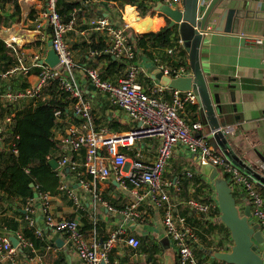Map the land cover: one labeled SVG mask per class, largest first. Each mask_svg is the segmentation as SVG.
I'll return each mask as SVG.
<instances>
[{
    "label": "crops",
    "instance_id": "0c3cea01",
    "mask_svg": "<svg viewBox=\"0 0 264 264\" xmlns=\"http://www.w3.org/2000/svg\"><path fill=\"white\" fill-rule=\"evenodd\" d=\"M66 1L80 3V7L72 12L76 26L75 30L68 33L67 42L73 50L77 80L85 90V98L92 104L95 123L107 127L111 132H128L134 128V122L123 110L114 106L108 97L90 86L86 76L85 70L95 67L101 74L109 70L111 73L106 74V79L118 81L126 75L129 68L128 64L123 62H117L118 65H115L110 64L108 60L97 58L98 52L95 51L98 50H92V44L97 46L102 42H108L109 45V39L104 32L94 30L91 20L103 17L117 26H127L131 44L132 33L143 36L150 33L147 31L157 33L168 28L170 19L162 11L156 10L160 2L175 10L185 11L184 0H168V4L162 0H147L146 8L130 4L121 7L118 2L109 0ZM200 2L201 0H198V12L201 11ZM44 7L45 0H0V39L4 41L15 60L13 65H5L8 62L2 61L0 72L20 63L29 66L36 54L46 57L52 41V29L41 33L36 30L34 22L37 13ZM129 7L135 10L138 20L147 21L151 25V20L161 21L160 28L138 33L133 26L139 23L129 25L126 20L127 12L132 10L128 11ZM227 8L233 9L234 12H251L250 15L241 16L242 20L237 23L240 25V31L215 32L214 21L203 34L201 42L199 43V40L192 48L193 61L191 53L187 51L184 43L182 45L187 53V57L184 58L188 68L186 75L194 74V68L203 75L201 91L206 102L205 108L199 102L187 106L182 112V117L190 124L200 122L202 130L195 134L206 135L220 155L229 157L243 172L255 178L264 195V189L260 187V184H264V45H253L250 40L252 37L264 36V0H225L217 14H221ZM197 16L199 20L200 13ZM225 28L231 30V22ZM173 30L181 39L178 29ZM131 45L136 52L135 63L140 67L138 82L148 93L163 86L153 79L154 71L160 69L161 65L171 69H177L175 65L180 68V63L177 64L178 58L169 53V48L155 47L158 44L154 41L147 44L146 50L139 47L137 40ZM182 68L184 67L180 69ZM6 72L0 73V88L18 91L35 84L40 70L33 69L28 76L21 71L15 74ZM171 94L172 90L168 88L162 98L170 100ZM31 103L23 101L11 105L13 107L7 111L13 109L22 111L29 108ZM5 107L6 104L0 101V118L6 111ZM76 121L78 119L70 103L66 112L57 118L53 129L54 139L59 145L58 150L53 153V160L58 162L64 154L61 146L63 138L69 126ZM159 145L158 139H147L136 143L131 149L123 148V152L129 163L139 157L147 163H152L156 159ZM83 158L84 156L80 158L81 162ZM187 172H193L194 177L189 178ZM164 177L182 189L179 192L172 190L174 191L172 203L176 216L184 218L186 226L198 235L195 250L201 264H223L213 259L211 255L216 251H227L232 245L231 235L226 237L225 229H222L218 221L219 216L213 218L198 215L187 204L190 199L203 200L207 197L216 207L215 210H219L214 187L207 174L203 172L200 157L191 154L182 145L177 146ZM65 179L81 198L82 208L76 210L68 196L57 187L58 189L56 188L50 195L51 213L54 218L78 221L83 233L91 241L103 242L118 230L124 231L111 251L109 262L104 264H164L167 254L178 263L176 249L165 232L163 214L159 209L143 201L137 208L139 217L125 213L132 203L137 202L138 195L143 191L120 186L114 176L94 182L93 177L85 170H81L79 176L65 170ZM95 194L100 195L102 200L98 201ZM236 198L241 210L245 211L248 204L243 195L238 194ZM27 208H32L35 212L34 227L30 226L24 217ZM15 225L17 229H13ZM28 227L41 233L37 235L39 245L25 237L23 231ZM0 234L17 239L22 236L33 244V248H27V251L18 249L14 256L0 255V264H85L79 258L75 247L68 241L66 234L47 225L38 197L23 201L19 197L2 194ZM130 238L138 239L141 245L137 248L131 246L128 243ZM166 238L170 240L169 248H165L163 244ZM144 240L148 242L146 247ZM154 244L161 251L154 252L152 247Z\"/></svg>",
    "mask_w": 264,
    "mask_h": 264
},
{
    "label": "built area",
    "instance_id": "2783aa9c",
    "mask_svg": "<svg viewBox=\"0 0 264 264\" xmlns=\"http://www.w3.org/2000/svg\"><path fill=\"white\" fill-rule=\"evenodd\" d=\"M162 1H166L168 4V0ZM210 1L201 0L200 18ZM57 5L58 0H45V7L37 13L34 22L36 30L41 33H46L49 28L52 29L51 42L60 64L51 68L43 63L44 56L36 54L29 66L20 63L11 68L6 74H15L21 71L28 76L33 69H39L40 73L37 76V82L26 88L18 91L0 88V101L6 105H17L23 101L33 103L39 99L46 100L49 84L55 80L59 81V88L71 100L78 121L71 124L66 131V136L61 144L64 154L58 159V168L55 170H57L60 181L59 190L68 196L76 210L82 208L81 198L66 181L65 170L78 176L81 170H85L93 177L94 182L114 176L120 186L133 187L135 190L143 191L138 195L137 202L132 203L125 213L132 217H139L137 208L143 201L148 202L151 207L159 209L163 214L165 232L172 240L178 255L177 264H201L195 250L198 235L189 226H186L184 218L176 216L172 203V193L182 189L165 180L164 177L174 149L182 145L191 154L199 156L201 164H211L219 170L221 176L227 177L226 180L233 188L235 196L243 195L245 202L251 206L252 219L259 223L264 230V195L259 192L257 183L255 182V184L249 175L242 173L232 166L224 156L220 155L210 144L206 135L195 134L202 130L200 122L190 124L182 117V112L187 106L195 105L198 102L194 91L172 90L170 100L162 98L165 90H168L167 87L160 86L152 93H148L138 82L140 67L135 63L136 52L134 47L129 44L127 26H117L103 17L91 20V26L96 31L104 32L108 37L109 45L105 49V54L128 64L129 68L126 75L118 81L104 78L95 67L87 68L86 76L90 86L108 97L114 106L123 110L135 126L128 132L115 133L107 127H101L95 123L92 104L85 98V90L77 80L73 50L67 42L68 33L75 30L76 20L73 17L70 21L64 22L57 10ZM250 40L253 45H264V36L252 37ZM183 43L180 39L178 46L170 49L169 53L177 54L178 47H182ZM160 70L165 75L172 77L186 76L187 73L184 68L182 70L180 68L171 69L164 65L160 66ZM14 114H7L0 118V152L11 150L18 154L16 140H19V136H14L11 130ZM62 115L63 112L56 111L57 118ZM147 139L160 141L154 162L147 163L139 157L129 163L123 148L131 149L136 143ZM81 151H84L82 162L79 160ZM48 159H51V155L48 156ZM186 174L189 178L194 177L193 172ZM172 190L174 191L172 192ZM37 194L47 225L66 234L68 241L75 247L79 258L85 264L109 262L111 251L117 240L120 239L119 236L124 234L123 229L118 230L103 242L88 240L78 221L53 217L50 194ZM95 198L98 201L102 200L98 194H95ZM187 204L193 212L206 217L216 208L211 202L205 203L198 199H190ZM107 207L113 210L112 207L108 205ZM34 215L35 212L32 208L26 209L25 218L32 227L35 225ZM36 235L39 236L41 233L36 231ZM18 240L19 245L15 248L7 235L0 234V255L14 256L18 252V248H33V244L26 238L19 236ZM128 243L135 248L141 245V242L136 238H130Z\"/></svg>",
    "mask_w": 264,
    "mask_h": 264
},
{
    "label": "trees",
    "instance_id": "16d2710c",
    "mask_svg": "<svg viewBox=\"0 0 264 264\" xmlns=\"http://www.w3.org/2000/svg\"><path fill=\"white\" fill-rule=\"evenodd\" d=\"M111 2H118L121 7L124 5H138L142 8L147 7V0H109ZM77 7H80V3H69L66 0H58L57 10L61 15L64 22H68L73 18L72 12ZM132 9L128 8V11ZM151 23L136 24L133 27L138 33H143L146 30H158L161 26V21L151 20ZM150 32L146 35L140 36L137 34H131L130 43L132 44L136 40L139 41V47L147 49V44L153 42L158 44L160 49L175 48L178 46L180 40L177 37V32H174L173 28H165L157 33ZM146 32V33H147ZM108 46V42H102L101 45L95 46L92 44V50H98L97 58L100 60H108L110 64L118 65L119 60H114L112 56L105 54V49ZM178 63L181 67L187 71L186 62L184 58L187 57L183 47H178ZM7 61L5 65L15 64V60L10 55L9 49L3 40L0 39V63ZM171 59L169 63H171ZM175 65V64H173ZM172 65V68H173ZM122 67V66H121ZM175 68L179 69L176 65ZM11 68L4 70L0 73H5ZM107 71H103L101 75L107 78ZM48 98L46 100L39 99L25 110L18 111L16 109L7 111L11 105H6L4 115L14 114L13 125L11 127L13 135H18L19 140H16L18 154L13 153L11 150L0 152V196L2 194L9 197H19L23 201H28L35 198V193H48L52 195L53 191L59 187V177L57 170H54L50 165L51 159H53V153L58 150V142L54 139L53 129L56 126V111L59 110L63 113L66 112L67 106L72 102L68 95L59 88V81H52L46 91ZM2 117V118H3ZM51 155V159L48 156ZM84 156V151H81L79 160ZM227 179L226 176H222ZM34 184V188L31 187ZM58 189V188H57ZM205 203H210L209 198L201 200ZM220 215L219 210L213 209L209 216L216 218ZM26 217V216H24ZM71 220V219H68ZM25 225V224H24ZM27 225V224H26ZM222 229H225L226 237H229V230L221 223ZM13 229H17V225ZM26 238L31 240L35 245H39L40 241L37 239L36 232L33 228H26L23 231ZM144 246L148 245V242L144 240ZM154 252L161 251L155 244L152 246ZM22 251L27 249L22 248ZM197 252V250H196ZM155 263V262H154ZM223 263V262H222ZM225 264V263H223Z\"/></svg>",
    "mask_w": 264,
    "mask_h": 264
},
{
    "label": "water",
    "instance_id": "95a60500",
    "mask_svg": "<svg viewBox=\"0 0 264 264\" xmlns=\"http://www.w3.org/2000/svg\"><path fill=\"white\" fill-rule=\"evenodd\" d=\"M224 1L211 0L199 20L197 16L200 13L198 12V0H184L185 11L175 10L162 2L158 4L156 10L162 11L170 19L168 29H178L181 40L184 42L187 51L191 53V61H193L192 48L199 40V43L201 42L203 34L207 32L210 24L215 21V26H213L215 32H237L240 31V25L237 23L242 20L241 16L251 14L249 11L234 12L230 8L225 9L221 14H217ZM229 22H231V30L225 28ZM43 63L51 68H55L60 64L52 42L49 44ZM194 72L192 75L172 77L157 69L153 73V79L171 90L181 92L194 91L198 102L205 108L206 102L205 98L202 97L201 91L204 77L195 68ZM50 165L53 169L58 168L56 160H51ZM200 165L203 166V172L207 174L214 187L215 201L220 212L218 221L229 230L232 240V245L227 251L213 252L212 258L225 264H264V230L259 223L252 219L251 206L248 205L245 211H242L233 188L220 175L219 170L211 164H201L200 162ZM246 174L255 179L250 174ZM33 186L34 184H31V187ZM260 187L264 189V184H260ZM35 197H38L37 193H35ZM10 240L13 246L17 248L19 240L16 237H11ZM163 244L165 248H169L170 240L166 238ZM18 249L22 250L21 248ZM164 264L177 263L171 255L167 254L165 255Z\"/></svg>",
    "mask_w": 264,
    "mask_h": 264
},
{
    "label": "bare ground",
    "instance_id": "6f19581e",
    "mask_svg": "<svg viewBox=\"0 0 264 264\" xmlns=\"http://www.w3.org/2000/svg\"><path fill=\"white\" fill-rule=\"evenodd\" d=\"M136 12L134 9L130 10L129 12H127L126 14V20L128 22L129 25H132L134 24L135 22H138V23H142V24H147V21H144V20H138L136 17Z\"/></svg>",
    "mask_w": 264,
    "mask_h": 264
},
{
    "label": "rangeland",
    "instance_id": "374dc122",
    "mask_svg": "<svg viewBox=\"0 0 264 264\" xmlns=\"http://www.w3.org/2000/svg\"><path fill=\"white\" fill-rule=\"evenodd\" d=\"M227 158V160L231 163V165L232 166H234V167H236L237 169H239L242 173H243V171L241 170V168H239V167H237L230 159H229V157H226ZM251 178V177H250ZM252 179V178H251ZM252 181L255 183V181L252 179ZM256 184V183H255ZM257 186V185H256ZM258 188V187H257ZM258 190H259V192H261V190L258 188ZM239 205H240V203H239Z\"/></svg>",
    "mask_w": 264,
    "mask_h": 264
}]
</instances>
